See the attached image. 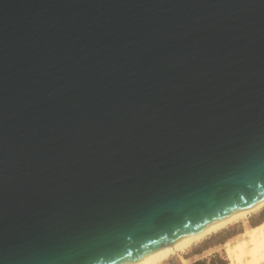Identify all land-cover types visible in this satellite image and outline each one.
<instances>
[{
  "label": "water",
  "instance_id": "obj_1",
  "mask_svg": "<svg viewBox=\"0 0 264 264\" xmlns=\"http://www.w3.org/2000/svg\"><path fill=\"white\" fill-rule=\"evenodd\" d=\"M264 201V0H0V264H130Z\"/></svg>",
  "mask_w": 264,
  "mask_h": 264
},
{
  "label": "bare ground",
  "instance_id": "obj_2",
  "mask_svg": "<svg viewBox=\"0 0 264 264\" xmlns=\"http://www.w3.org/2000/svg\"><path fill=\"white\" fill-rule=\"evenodd\" d=\"M263 209L264 201L130 264H172L174 261L179 264H190L189 255L197 247L237 224L244 227L243 232L220 245L205 248L204 252L210 254L214 250H222L234 244L233 253L229 256L231 264H264V223L259 226L249 223V219Z\"/></svg>",
  "mask_w": 264,
  "mask_h": 264
},
{
  "label": "rangeland",
  "instance_id": "obj_3",
  "mask_svg": "<svg viewBox=\"0 0 264 264\" xmlns=\"http://www.w3.org/2000/svg\"><path fill=\"white\" fill-rule=\"evenodd\" d=\"M251 221V222H250ZM249 223L253 226H259L264 223V209L252 216L249 219ZM244 227L241 224H237L229 230H225L223 233L213 237L212 239L206 241L203 245L197 247L191 255L190 264H231L230 255L233 253V245L227 246L226 248L218 251H212L210 254L205 253L204 249L214 245H220L226 240L233 238L240 232H243ZM264 233V231H263ZM172 264H179L178 262H172ZM238 264V263H235Z\"/></svg>",
  "mask_w": 264,
  "mask_h": 264
}]
</instances>
